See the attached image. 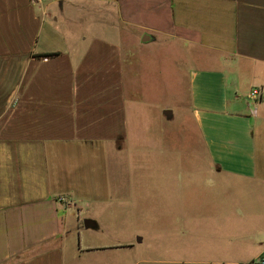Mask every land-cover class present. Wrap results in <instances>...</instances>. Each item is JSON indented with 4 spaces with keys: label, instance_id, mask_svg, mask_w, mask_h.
I'll return each instance as SVG.
<instances>
[{
    "label": "crops",
    "instance_id": "1",
    "mask_svg": "<svg viewBox=\"0 0 264 264\" xmlns=\"http://www.w3.org/2000/svg\"><path fill=\"white\" fill-rule=\"evenodd\" d=\"M150 45L166 48L187 78L214 180V197L198 198L214 201L213 212L173 195L167 212L153 209L151 219L164 218L168 259L146 257L142 237L82 245L71 212L124 168L132 118L142 114L127 77ZM255 87L258 101L249 98ZM164 170L190 193L175 173L182 168ZM263 256L264 0H0V264H261Z\"/></svg>",
    "mask_w": 264,
    "mask_h": 264
},
{
    "label": "rangeland",
    "instance_id": "2",
    "mask_svg": "<svg viewBox=\"0 0 264 264\" xmlns=\"http://www.w3.org/2000/svg\"><path fill=\"white\" fill-rule=\"evenodd\" d=\"M166 53V48L150 45L138 49L135 54L139 63L143 61L136 67V75L134 68L129 69L127 91L129 98L135 96L142 102V114L132 118L130 140L133 146L124 168L120 172L113 171L118 174H113L110 186L90 188L77 199V207L71 209L73 222L79 220L81 236H77V240L81 238L82 245H87L88 238L113 243L123 238L139 241L142 237L146 257L168 259L169 253L162 249L168 239V235L163 234L164 218L151 219L153 209L156 211L158 207V212H167L173 195L191 197L192 211L215 210L214 201L198 202V198L207 195L214 197V180L207 168L209 158L192 116L187 78L177 73ZM135 164L138 167L134 169ZM173 165L184 170L175 173L185 174L190 193H185L180 186L174 189L172 182H168V172L164 169ZM153 195L160 197L162 203H152ZM86 218L96 219L99 226L85 228ZM140 228L144 235L136 238Z\"/></svg>",
    "mask_w": 264,
    "mask_h": 264
},
{
    "label": "built area",
    "instance_id": "3",
    "mask_svg": "<svg viewBox=\"0 0 264 264\" xmlns=\"http://www.w3.org/2000/svg\"><path fill=\"white\" fill-rule=\"evenodd\" d=\"M261 97H262V90L260 89V87L253 88L249 94V98L253 101H258L261 99ZM61 199L65 200L64 198ZM259 262L261 264H264V256L260 258Z\"/></svg>",
    "mask_w": 264,
    "mask_h": 264
},
{
    "label": "water",
    "instance_id": "4",
    "mask_svg": "<svg viewBox=\"0 0 264 264\" xmlns=\"http://www.w3.org/2000/svg\"><path fill=\"white\" fill-rule=\"evenodd\" d=\"M84 226L85 228H95L98 227V222L92 218H86L84 219Z\"/></svg>",
    "mask_w": 264,
    "mask_h": 264
}]
</instances>
